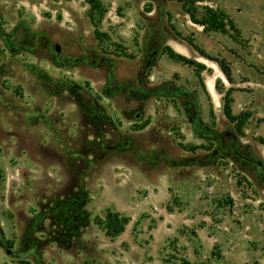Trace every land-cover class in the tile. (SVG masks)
<instances>
[{"label":"rangeland","instance_id":"rangeland-1","mask_svg":"<svg viewBox=\"0 0 264 264\" xmlns=\"http://www.w3.org/2000/svg\"><path fill=\"white\" fill-rule=\"evenodd\" d=\"M97 1L0 0V264H264V0Z\"/></svg>","mask_w":264,"mask_h":264},{"label":"trees","instance_id":"trees-1","mask_svg":"<svg viewBox=\"0 0 264 264\" xmlns=\"http://www.w3.org/2000/svg\"><path fill=\"white\" fill-rule=\"evenodd\" d=\"M177 1L183 3L185 2L184 0H177ZM192 2L198 3L201 1L192 0ZM87 3L91 10H95L97 8L101 9L99 7L97 0H87ZM187 14L189 15L191 22L203 27V31L205 32L223 33L225 32L227 26H229L230 28L233 27L231 20H229V18L224 13L217 10H212L210 8H205V15L200 20H196L195 16L191 13L187 12ZM166 51L169 59L173 61L188 66L196 65L194 62L187 60L180 55L174 54L169 48H166ZM196 67H200V66L197 65ZM223 114L229 121L234 122V118L230 115V111L227 103L224 104ZM261 143L264 144V141H261ZM128 222L129 220L127 218H124L117 213L107 212L104 219L98 221V225H100L103 228L105 235L107 237L115 238L123 233L124 228L128 224Z\"/></svg>","mask_w":264,"mask_h":264},{"label":"water","instance_id":"water-1","mask_svg":"<svg viewBox=\"0 0 264 264\" xmlns=\"http://www.w3.org/2000/svg\"><path fill=\"white\" fill-rule=\"evenodd\" d=\"M59 51V48L58 46H55V52H58ZM7 254H10L9 252H7Z\"/></svg>","mask_w":264,"mask_h":264}]
</instances>
